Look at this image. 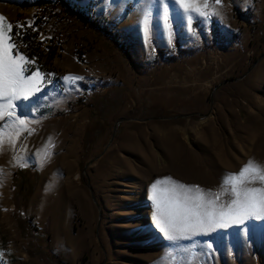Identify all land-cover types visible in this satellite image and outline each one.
<instances>
[{"label": "rangeland", "instance_id": "obj_1", "mask_svg": "<svg viewBox=\"0 0 264 264\" xmlns=\"http://www.w3.org/2000/svg\"><path fill=\"white\" fill-rule=\"evenodd\" d=\"M144 2L116 0L106 11V0H0L19 50L54 74L35 115L27 111L33 134L22 133L15 150L5 137L0 150V264H161L170 249L152 219L156 180L217 192L249 160L264 166V0H222L220 15L197 19L188 34L186 18L173 17V42L163 49L152 38L142 52L130 35L142 29ZM40 4L55 14L37 24ZM203 29L208 41L197 46L192 35ZM146 60L159 66L141 68ZM69 74L84 79L70 87ZM90 125L101 136L80 164ZM45 145L52 155L42 165ZM22 163L39 172L25 211L12 185ZM194 242L199 264H264V222L180 245Z\"/></svg>", "mask_w": 264, "mask_h": 264}, {"label": "snow or ice", "instance_id": "obj_2", "mask_svg": "<svg viewBox=\"0 0 264 264\" xmlns=\"http://www.w3.org/2000/svg\"><path fill=\"white\" fill-rule=\"evenodd\" d=\"M114 3L116 0H106L105 10H109ZM216 6H222V0H145L140 9L144 40L151 41L155 32L154 20L162 19L163 31L169 43L173 42V9L186 18L188 30L193 32L197 19L208 22L213 16L220 15ZM28 26L31 27V22ZM15 27L22 28L23 25ZM12 30L13 25L0 15V150L5 137L15 150L16 141L22 133L33 134L34 129L28 125L34 121L28 118L27 111L32 108V115H35L36 101L43 98L37 94L44 92L52 83L49 77L54 75L29 68V65L35 64V58L30 59L19 50L15 37L20 34L14 35ZM62 79L71 87L84 78L69 74ZM51 146L54 147V144ZM42 151L43 165L51 158L52 152L48 145ZM13 159L17 157L14 155ZM21 166H26V163ZM2 176L3 170L0 169V182ZM223 196L231 198L222 201ZM149 198L155 228L169 242L170 250L161 264H199L194 251L196 243L181 246V241H194L198 236L232 226H243L247 234L250 223L264 222V166L249 160L238 173L226 174L217 192L206 191L199 185H185L170 177L158 179L150 187ZM207 248L213 249L211 242ZM174 249L185 255L179 260L173 259Z\"/></svg>", "mask_w": 264, "mask_h": 264}, {"label": "trees", "instance_id": "obj_3", "mask_svg": "<svg viewBox=\"0 0 264 264\" xmlns=\"http://www.w3.org/2000/svg\"><path fill=\"white\" fill-rule=\"evenodd\" d=\"M111 96L110 94H108ZM99 98V97H97ZM97 98L93 100L96 103ZM100 100H104L106 107L109 108L110 105L114 103V99L105 96L100 97ZM97 127L91 129V125L86 131L84 138L81 143V161L82 164L85 160V156L94 147L95 142L101 136L96 131ZM39 179V172L33 165L21 166L19 165L13 173L12 185L16 188V206L22 208L23 211L26 210L30 197L35 191ZM18 201V202H17ZM22 228V227H21Z\"/></svg>", "mask_w": 264, "mask_h": 264}, {"label": "crops", "instance_id": "obj_4", "mask_svg": "<svg viewBox=\"0 0 264 264\" xmlns=\"http://www.w3.org/2000/svg\"><path fill=\"white\" fill-rule=\"evenodd\" d=\"M77 1H78V4L80 6H86L91 0H77ZM100 6H101L100 3L95 2V5L93 7L94 8L93 9L94 14L96 15L97 18H101V17L103 18L106 15V13H103V11H101L102 9H101ZM172 16L178 21V23H179V21L182 22L185 19V17H183L181 15V13L180 12H177L175 9H173V11H172ZM184 22L185 23H183L182 25H184V26L187 27V22L185 20H184ZM140 26H141L140 24L137 25V31L135 33H133V34L130 35V40H136V42H137L138 46L140 47L141 51L144 52L148 48H147V42H145V40H144L143 29H141ZM187 30L188 29H186L183 32L185 34H188V31ZM195 31H197V30H195ZM206 32H207V30L203 29V30L199 31L198 33H194L192 35L193 37L191 38V41L195 42V44H197V46H199L198 43L201 42V41H204L206 43L208 41V37H207L208 35L206 34ZM180 37L183 38L184 37V34L183 35L180 34ZM153 38L155 39V43H156V45H157L158 48L165 49L167 46H169L168 36L163 31V27L161 29H158L155 32V35L153 36ZM88 58L90 59V56L89 55H88ZM152 64H154V63L152 62L151 64H149V61H147L146 64H142L143 66H141V68H147L150 65V70H151V69H154L155 66L156 67L159 66V64H154L155 66H152ZM138 68H140V67H138ZM150 70H148V71H150ZM75 74H77V73H75Z\"/></svg>", "mask_w": 264, "mask_h": 264}, {"label": "built area", "instance_id": "obj_5", "mask_svg": "<svg viewBox=\"0 0 264 264\" xmlns=\"http://www.w3.org/2000/svg\"><path fill=\"white\" fill-rule=\"evenodd\" d=\"M60 4H66L64 1H58ZM40 7L42 8V16H32L33 17V21L37 24H39V19H48V16L51 14V15H54L55 13L53 11H49L48 13L49 14H45V12L49 9H53L54 8V4H40ZM65 7V6H64ZM70 7V6H69ZM64 10V8H63ZM81 18H83L84 20V15H81ZM86 23V21L84 22ZM25 43V41H23ZM153 50V49H152ZM155 51V50H154ZM29 68L31 70H35L37 69L38 67H34L33 65H29ZM42 73H46L48 74L43 68H38ZM50 78V77H49Z\"/></svg>", "mask_w": 264, "mask_h": 264}, {"label": "bare ground", "instance_id": "obj_6", "mask_svg": "<svg viewBox=\"0 0 264 264\" xmlns=\"http://www.w3.org/2000/svg\"><path fill=\"white\" fill-rule=\"evenodd\" d=\"M212 85H213V84H212ZM212 85H210L209 88H211ZM209 88H208V89H209ZM135 146H136V145H135Z\"/></svg>", "mask_w": 264, "mask_h": 264}]
</instances>
